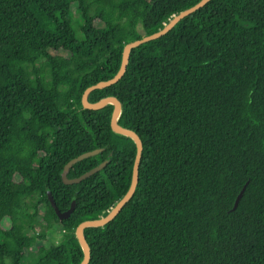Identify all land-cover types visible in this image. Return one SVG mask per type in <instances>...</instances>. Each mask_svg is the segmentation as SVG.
<instances>
[{"label": "trees", "instance_id": "trees-1", "mask_svg": "<svg viewBox=\"0 0 264 264\" xmlns=\"http://www.w3.org/2000/svg\"><path fill=\"white\" fill-rule=\"evenodd\" d=\"M200 1L0 0V264L82 263L77 228L125 197L137 154L114 106L84 109L83 95ZM109 97L144 149L132 200L85 230L89 264H264V0H212L89 101ZM95 150L68 177L106 167L65 185ZM48 192L63 213L76 203L69 219Z\"/></svg>", "mask_w": 264, "mask_h": 264}, {"label": "water", "instance_id": "water-1", "mask_svg": "<svg viewBox=\"0 0 264 264\" xmlns=\"http://www.w3.org/2000/svg\"><path fill=\"white\" fill-rule=\"evenodd\" d=\"M212 0H202L200 1L197 5L193 6L190 9H187L183 12H181L179 15L174 16L173 19L170 21L169 24L166 25V27L163 28V30L159 31L158 33H155L153 35L144 37L141 40H137L133 43L128 44L125 49H124V53H123V59H122V65L120 68L119 73L111 80L109 81H104V82H100L97 85L90 87L89 89L86 90V92L84 93L82 98V104L84 109L87 110H100L105 108L108 105H113L114 106V111L112 114V119H111V128L112 131L115 134L121 135V136H125L128 138H131L137 147V154H136V159H135V163H134V168H133V176H132V183H131V187L128 191V193L125 195V197L113 208V210L111 212H109V214L106 217H102L100 219L97 220H92V221H86L83 222L82 224H80V226L77 228L76 231V237L79 241V243H81V247L84 251V259L82 261L81 264H89L91 261V249H90V244H88L86 236H85V230L88 228H100V227H104L107 224L111 223L112 221H114V219L122 212V210L124 209V207L132 200V198L134 197L138 184H139V173H140V165H141V161H142V155H143V142L141 140V138L139 137V135L129 129H126L124 127H122L119 124V119L120 116L122 114V104L121 102L118 100V98L116 97H109L107 99H103L102 101L98 102V103H91L89 101V97L91 95L92 92H94L95 90H102L105 88H108L110 86H113L115 84H117L126 74L127 69H128V65L130 62V57H131V53L134 49L140 47L143 44H146L148 42L151 41H155L158 40L160 38H162L163 36L167 35L169 32H171L175 27H177V25L184 19H186L187 17L193 15L194 13H196L197 11L203 9L204 7H206ZM102 152V150H95L89 153H85L83 155H80L79 157L73 159L72 161H70L64 168L65 171H63L62 174V178H63V182L65 185H75V184H79L82 181L90 178L91 176H93L94 174L101 172V170H103L106 165L108 164V161H105L104 163H102L100 166H98L97 168L91 170L90 172L82 175L79 178L76 179H70L68 177L71 169L74 167V165H76L79 162H82L86 159L89 160V158L94 157L98 154H100ZM246 187L243 189V191L240 193L236 204H235V209L238 207V204L240 202V200L242 199L244 193H245ZM49 195V201L52 204V207L54 208L56 214L58 215L59 219L61 220H67L69 219V217L72 215V213L75 210L76 207V203L73 202L72 207L70 208L69 211L63 213L60 211V209L58 208L51 192H48Z\"/></svg>", "mask_w": 264, "mask_h": 264}, {"label": "rangeland", "instance_id": "rangeland-1", "mask_svg": "<svg viewBox=\"0 0 264 264\" xmlns=\"http://www.w3.org/2000/svg\"><path fill=\"white\" fill-rule=\"evenodd\" d=\"M75 30L77 32V38L79 40H81L83 36H82V33L80 32L79 27H77L76 25H75ZM60 238H61L60 234L59 233H55L52 242H58L60 240Z\"/></svg>", "mask_w": 264, "mask_h": 264}]
</instances>
